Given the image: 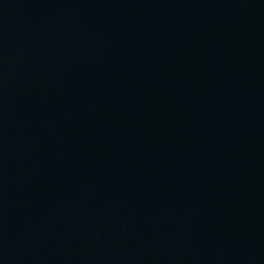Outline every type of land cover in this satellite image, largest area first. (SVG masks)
Masks as SVG:
<instances>
[{"label": "water", "instance_id": "obj_1", "mask_svg": "<svg viewBox=\"0 0 264 264\" xmlns=\"http://www.w3.org/2000/svg\"><path fill=\"white\" fill-rule=\"evenodd\" d=\"M0 264H264V0H0Z\"/></svg>", "mask_w": 264, "mask_h": 264}]
</instances>
